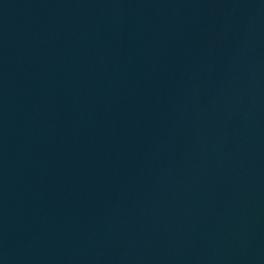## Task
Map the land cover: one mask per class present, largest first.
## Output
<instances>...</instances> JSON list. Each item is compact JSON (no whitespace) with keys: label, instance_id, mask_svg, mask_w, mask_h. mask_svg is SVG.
Masks as SVG:
<instances>
[{"label":"water","instance_id":"water-1","mask_svg":"<svg viewBox=\"0 0 264 264\" xmlns=\"http://www.w3.org/2000/svg\"><path fill=\"white\" fill-rule=\"evenodd\" d=\"M0 264H264V0H0Z\"/></svg>","mask_w":264,"mask_h":264}]
</instances>
